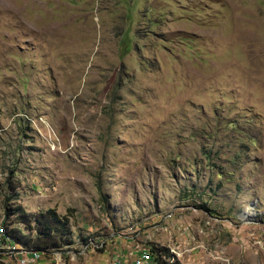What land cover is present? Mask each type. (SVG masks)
Instances as JSON below:
<instances>
[{
  "label": "rangeland",
  "instance_id": "obj_1",
  "mask_svg": "<svg viewBox=\"0 0 264 264\" xmlns=\"http://www.w3.org/2000/svg\"><path fill=\"white\" fill-rule=\"evenodd\" d=\"M6 224L0 264H264V0H0Z\"/></svg>",
  "mask_w": 264,
  "mask_h": 264
},
{
  "label": "built area",
  "instance_id": "obj_2",
  "mask_svg": "<svg viewBox=\"0 0 264 264\" xmlns=\"http://www.w3.org/2000/svg\"><path fill=\"white\" fill-rule=\"evenodd\" d=\"M15 242L7 234V229L4 225H0V253L8 252L10 246ZM16 244V243H15ZM85 246L94 244L92 239L85 241ZM102 246V245H101ZM97 248H99L97 246ZM39 258L42 254H46L39 251H32L31 255ZM178 251L175 248H155L149 247H139L135 249L131 257L127 255L115 254L108 264H176L175 256H178Z\"/></svg>",
  "mask_w": 264,
  "mask_h": 264
},
{
  "label": "trees",
  "instance_id": "obj_3",
  "mask_svg": "<svg viewBox=\"0 0 264 264\" xmlns=\"http://www.w3.org/2000/svg\"><path fill=\"white\" fill-rule=\"evenodd\" d=\"M21 209H16V212ZM21 212V211H20ZM21 217H27L24 211L21 212ZM11 214H15L12 212ZM29 217L26 219L28 227L33 228L38 234V244L34 247L36 251L43 253H51L54 251H62L63 249L58 247V235H65L68 232V228L65 223L61 222V219L57 216L54 210H48L45 213H39L35 216V221L32 227ZM7 234L12 238L15 243H22L23 238L20 232L16 229L9 228L6 224ZM29 246V245H28Z\"/></svg>",
  "mask_w": 264,
  "mask_h": 264
}]
</instances>
